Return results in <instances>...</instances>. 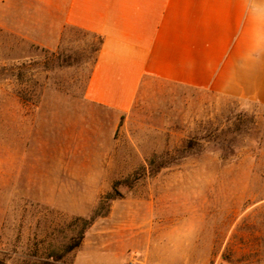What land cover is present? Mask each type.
Masks as SVG:
<instances>
[{
	"label": "rangeland",
	"instance_id": "obj_1",
	"mask_svg": "<svg viewBox=\"0 0 264 264\" xmlns=\"http://www.w3.org/2000/svg\"><path fill=\"white\" fill-rule=\"evenodd\" d=\"M17 7L0 0V263L264 264V107L156 81L127 113L92 105L99 38Z\"/></svg>",
	"mask_w": 264,
	"mask_h": 264
},
{
	"label": "crops",
	"instance_id": "obj_2",
	"mask_svg": "<svg viewBox=\"0 0 264 264\" xmlns=\"http://www.w3.org/2000/svg\"><path fill=\"white\" fill-rule=\"evenodd\" d=\"M49 35L98 37L88 103L127 113L156 81L264 107V0H11ZM16 11V8L13 9ZM13 11V12H14Z\"/></svg>",
	"mask_w": 264,
	"mask_h": 264
},
{
	"label": "trees",
	"instance_id": "obj_3",
	"mask_svg": "<svg viewBox=\"0 0 264 264\" xmlns=\"http://www.w3.org/2000/svg\"><path fill=\"white\" fill-rule=\"evenodd\" d=\"M221 157L224 159L227 158L226 155H222ZM114 199H115L114 194L109 193L103 200H101L99 202V206H98L97 210H102L105 208V206H109V203L111 201H113ZM94 220H95V215L90 217L89 220L83 221L84 225L82 226L81 230L79 231V234L76 237H74L68 245H66V247L62 251V254L59 255L60 257L63 256L64 254H67V253L73 251L74 249H76L80 245V243L83 239V233H84L85 229L88 228L93 223Z\"/></svg>",
	"mask_w": 264,
	"mask_h": 264
}]
</instances>
